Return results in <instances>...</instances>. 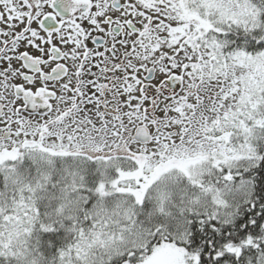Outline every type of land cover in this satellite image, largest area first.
Returning <instances> with one entry per match:
<instances>
[{"label": "snow or ice", "instance_id": "6c2138e0", "mask_svg": "<svg viewBox=\"0 0 264 264\" xmlns=\"http://www.w3.org/2000/svg\"><path fill=\"white\" fill-rule=\"evenodd\" d=\"M0 264H264V0H0Z\"/></svg>", "mask_w": 264, "mask_h": 264}]
</instances>
